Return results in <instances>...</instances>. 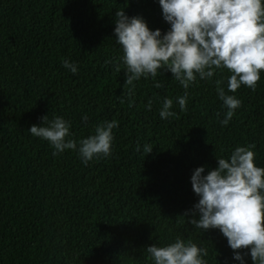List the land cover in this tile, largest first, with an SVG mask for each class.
Returning <instances> with one entry per match:
<instances>
[{
  "label": "trees",
  "instance_id": "trees-1",
  "mask_svg": "<svg viewBox=\"0 0 264 264\" xmlns=\"http://www.w3.org/2000/svg\"><path fill=\"white\" fill-rule=\"evenodd\" d=\"M121 9L152 30L170 28L158 0H0V264H152L146 247L177 237L207 249V264H240L219 230L195 229L183 215L199 199L191 185L197 167L207 174L216 158L248 145L264 167V71L255 91L228 93L242 106L226 126L216 81L227 91V69L197 77L181 111L185 89L170 72L124 85L114 36ZM166 97L176 116L161 119ZM45 115L69 121L77 142L117 121L112 155L86 165L78 151L53 155L28 132Z\"/></svg>",
  "mask_w": 264,
  "mask_h": 264
},
{
  "label": "clouds",
  "instance_id": "clouds-1",
  "mask_svg": "<svg viewBox=\"0 0 264 264\" xmlns=\"http://www.w3.org/2000/svg\"><path fill=\"white\" fill-rule=\"evenodd\" d=\"M162 16L170 25L167 32L152 30L141 16L129 17L124 9L115 14L114 36L122 48L126 66L124 85L141 77L156 80L158 70H165L185 89L177 97L181 111H187V89L197 81L211 79L218 69H227V91L222 80L216 81L218 98L227 109L221 121L227 125L242 106L235 95L243 85L256 90L264 71V3L262 0H158ZM106 64L109 61L105 62ZM63 66L74 75L76 64L64 60ZM117 71H120L117 66ZM159 89L163 85L155 82ZM151 110L152 101L146 105ZM173 100L164 98L161 119L176 116ZM219 115V113H217ZM42 126L32 125L28 132L49 143L58 155L65 150L78 151L86 165L96 157L112 155L113 129L118 122H104L95 133L77 142L71 139L70 122L56 116L41 117ZM88 117H82L87 121ZM79 144V147H78ZM255 146H237L229 158H216L217 167L205 173L197 167L191 176L192 190L199 198L192 210L184 213L195 229H217L227 239L234 259L244 264L249 255L252 264H264V167L255 164ZM144 153L152 151L144 146ZM137 151L140 146L137 145ZM198 215V218H197ZM152 264H207L205 248L191 240L177 237L164 246L146 247Z\"/></svg>",
  "mask_w": 264,
  "mask_h": 264
}]
</instances>
